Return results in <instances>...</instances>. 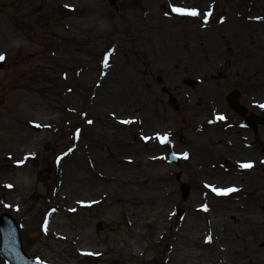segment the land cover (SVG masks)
<instances>
[{
  "label": "rangeland",
  "instance_id": "1",
  "mask_svg": "<svg viewBox=\"0 0 264 264\" xmlns=\"http://www.w3.org/2000/svg\"><path fill=\"white\" fill-rule=\"evenodd\" d=\"M109 3L0 0V214L13 218L24 253L42 264H248L229 248L233 231L244 238L251 228L229 218L238 230L215 221L213 233L211 221L248 201L244 192L256 198L243 214L264 205V127L257 138L247 129L234 136L238 143L230 152L227 132L219 134L223 139L213 135L226 123L203 134L190 129L213 120V112L241 128L225 102L232 90L248 111L264 115V0ZM173 6L199 15L177 14ZM259 75L262 82L255 80ZM184 78L197 86L183 85ZM102 79L110 97L101 96ZM162 87L179 99L177 113L167 107ZM183 133L190 135L184 144ZM216 139L218 156L210 150ZM144 151L152 159L139 169L122 158ZM169 151L187 153L178 168L167 162ZM249 154L253 189L237 179V194L214 198L204 184L235 187L242 175L234 162ZM59 170L69 186L66 201L83 205L72 210L56 202ZM177 174L190 187L186 200ZM113 176L114 182L101 179ZM177 210L184 211L180 221ZM255 222L263 231L264 220ZM127 243L129 256L122 250ZM0 264H6L1 257Z\"/></svg>",
  "mask_w": 264,
  "mask_h": 264
},
{
  "label": "bare ground",
  "instance_id": "2",
  "mask_svg": "<svg viewBox=\"0 0 264 264\" xmlns=\"http://www.w3.org/2000/svg\"><path fill=\"white\" fill-rule=\"evenodd\" d=\"M223 39H226L224 37H222V40ZM255 62L254 61H248L246 64L244 62H239V66H243V67H251L254 66ZM250 70V69H249ZM203 75L205 74V72H202ZM206 75V74H205ZM243 75V74H242ZM262 75H259L258 77L255 78V80L257 82H262L263 78ZM102 83L103 86L100 88L101 90V96H103V98H107V97H110L109 95H112L111 94V90H109L108 86H107V81L106 80H103L102 79ZM262 91V90H261ZM108 92V94H107ZM264 92V91H263ZM100 96V97H101ZM117 111L120 112V111H125V109L121 108L118 106L117 108ZM116 115H119L117 114V112H115ZM238 133L239 132H236L235 130H228L227 134L225 136H228V139L226 140L227 143L229 144V147H232V148H229L228 149V152L232 151L235 149V146L236 144L238 143L237 140L234 138V136H238ZM223 136V137H225ZM242 136V135H240ZM223 137H221V139H223ZM214 142H218L217 139L214 140L212 143H210V150L212 151L213 149V153H215V155L218 156L219 152H218V146L217 144L215 145ZM244 142H245V145L247 147L250 146V140L249 138H244ZM250 151V148L248 150V152ZM251 154V152H249ZM248 155L247 158L245 160H237L234 162L235 166H236V169L238 171H240L241 173L239 175H242L237 177L235 179V181H237V179H241V180H245L247 181V184H245L246 187H249L250 189H253V187H250V183H253V182H256V179L254 178H251L253 177V170L255 167V162L252 160L253 156L251 155ZM152 153L150 151H144L143 153H141V155H136L134 158H129L127 155L125 156H122L123 160L125 161L126 164L129 165V167H134L135 169H139L141 168L140 165H142L143 163L146 162V160L148 159H152ZM131 161H135V164L133 166H130V163ZM66 162V158H65V161ZM244 162H250L251 163V167H241V163H244ZM124 166V165H123ZM61 170L58 171V173H56V176H57V179H56V187H55V190H54V199L56 200V202H63V201H66V193L69 191V186L68 184L66 183V180H64V177L62 176V173L60 172ZM93 174V177L96 178V176ZM219 174L216 173V178L219 179L220 177H217ZM248 175H251V177H248ZM115 176V175H114ZM114 176L112 178H108V179H105V178H101L103 181L105 182H114L115 178ZM224 180V179H222ZM226 180H229V179H226ZM83 180H81L82 182ZM75 183V182H74ZM74 183H70V184H74ZM126 186H131L133 185V181L128 177V179L126 180ZM241 183L237 181V185H236V189L237 188H242V186L240 185ZM82 185H86V184H82ZM92 186V185H91ZM238 189V190H239ZM92 192L96 195H98V193L96 192V189H93ZM237 192V191H236ZM91 194V192H90ZM250 193H243L242 196L247 199L248 201L246 202H240L242 203L243 205V208L241 209V204H238V203H233L229 206V209H232V211H236L239 213V215H231L230 213V210L228 209L227 212H225L226 214L228 213V216L224 215H218V216H215L214 218H212V221H211V229H212V232L213 233H218V231L214 228H216V223L215 221H217L220 226L222 227H225L226 228H230V229H237V227L235 226H231L232 225V221L230 222V224L228 223L229 221V218L231 220H234V223L237 224V226L239 224H243V228H251V231L246 230V233L248 232V236L242 238L241 234L243 233L242 231H239V232H235L233 231V234L231 236H234V239H231V247L232 248H229L230 252L232 254H235V256L237 257H241L243 259H245L247 261L248 264H264V230L263 231H260V230H257L258 227L256 226L257 224H255L256 222L255 221H259V219L261 220H264V205H258L259 207L255 206L253 208H251L250 210V213L251 215L247 216L246 213L243 214V212H247V210L250 208L251 206V202L252 200H254L256 197L255 196H249ZM99 196H97L98 198ZM152 196L148 197L147 199H150ZM115 199L118 201V199L115 197ZM77 200L73 199V200H68L66 202H68L70 205H71V208L70 209H74L75 207H78L79 205L81 206L82 203L80 202H76ZM250 202V203H249ZM136 204L138 205H141L142 202L141 201H135ZM168 211L169 209L167 208V211L164 212V215H168ZM259 211V212H258ZM258 212V213H257ZM245 215V216H244ZM220 219V221H219ZM228 219V220H227ZM237 219L239 221V223H237V221L235 220ZM130 223V222H129ZM239 227V226H238ZM215 231V232H214ZM224 231V230H223ZM222 231V232H223ZM224 232L222 233V239H224ZM259 235H261L262 237H260ZM241 237V238H240ZM242 244L243 246H241L240 248H236V245L237 244ZM131 245L129 243L127 244H123L122 245V250L126 252L127 256H129L131 253H132V248H130ZM239 247V246H238ZM92 251H94L93 253L95 254H99L100 253V250L98 249H92ZM228 251V250H227ZM237 254V255H236ZM226 256V255H225ZM228 264H237V261H230L228 260Z\"/></svg>",
  "mask_w": 264,
  "mask_h": 264
},
{
  "label": "water",
  "instance_id": "3",
  "mask_svg": "<svg viewBox=\"0 0 264 264\" xmlns=\"http://www.w3.org/2000/svg\"><path fill=\"white\" fill-rule=\"evenodd\" d=\"M230 103L232 104V107L235 108L236 103L233 101H230ZM170 105L175 107L173 103H170ZM171 161L176 162L173 158H171ZM180 189L185 198L188 193V188L183 185ZM5 221L9 225V228H4L3 222ZM0 237V255L6 260V262L9 264H40L22 253L18 229L8 215H2L0 217Z\"/></svg>",
  "mask_w": 264,
  "mask_h": 264
},
{
  "label": "snow or ice",
  "instance_id": "4",
  "mask_svg": "<svg viewBox=\"0 0 264 264\" xmlns=\"http://www.w3.org/2000/svg\"><path fill=\"white\" fill-rule=\"evenodd\" d=\"M67 7V5H66ZM172 11L177 13V14H181V15H191V16H197L199 15L197 9L195 8H191V9H187V8H183V7H172ZM210 15V13L205 15V19H207V16ZM5 56L3 54H0V61L4 60ZM260 107H264V105H260ZM220 119H223V117H218ZM127 123V121H125ZM89 123H91V121H89ZM158 138L160 139L161 143H165L167 141V134H165L164 136H159L158 134ZM145 139H147V137H145ZM71 151V149L69 150ZM185 156H187V153L184 154ZM241 167H251V163L250 162H244L241 163L240 165ZM235 189L229 188V189H218V188H213V191L217 192L218 194H227L230 191H234Z\"/></svg>",
  "mask_w": 264,
  "mask_h": 264
}]
</instances>
